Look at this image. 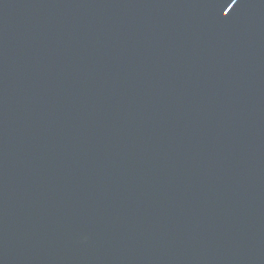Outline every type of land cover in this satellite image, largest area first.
I'll return each instance as SVG.
<instances>
[{
	"label": "water",
	"instance_id": "95a60500",
	"mask_svg": "<svg viewBox=\"0 0 264 264\" xmlns=\"http://www.w3.org/2000/svg\"><path fill=\"white\" fill-rule=\"evenodd\" d=\"M0 264H264V0H0Z\"/></svg>",
	"mask_w": 264,
	"mask_h": 264
}]
</instances>
